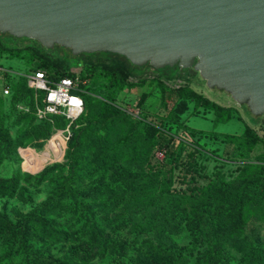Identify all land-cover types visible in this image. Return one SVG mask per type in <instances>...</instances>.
<instances>
[{
    "label": "rangeland",
    "instance_id": "1",
    "mask_svg": "<svg viewBox=\"0 0 264 264\" xmlns=\"http://www.w3.org/2000/svg\"><path fill=\"white\" fill-rule=\"evenodd\" d=\"M0 41L7 45L19 39L0 33ZM34 42L26 38L11 46L21 48ZM52 52L59 53L66 67H77L78 56H72L61 48ZM22 55L10 58L0 53V61L24 70L27 67ZM83 55L104 57L107 53ZM83 61L81 70L88 74L90 95L119 106V110L99 103L87 123L79 122L82 116L75 121L74 128L66 122L61 126L53 123L48 137H37L34 128L41 121L29 113L22 116L15 107L17 101L14 103L10 98L0 97V129L7 128L14 141L13 145H7V141L0 142V228L31 218L35 222L33 225L41 230L47 229L49 224V231L66 229L75 237L83 228L87 234L96 231L106 235V241L101 253L90 261L78 260L74 256L79 250L91 246L90 235L81 241L75 237L69 242L48 238L44 242L35 240L31 250L42 251L46 256L51 253L71 256L72 264H127L128 259H124L127 244L152 236L153 231L143 224V220L153 218L152 222H157L155 214L161 212L159 205L174 200L172 208L176 212L183 211L177 219L183 225L189 218H196V208L202 201L201 193L211 196L207 189L209 186H226L227 191L234 193L238 191L234 190L236 187L246 185L248 196L243 199L245 207L242 210L246 226L241 234L260 244L264 250V115L255 116L247 105L239 104L230 95L216 88L210 90L193 68L175 66L168 69L172 73L183 71L177 75L167 71L163 75L149 68L143 74H132L129 84L124 85L109 76L101 62L91 66L87 64L88 60ZM131 65L137 72L145 70ZM160 79L173 89L189 84L197 92L231 109L221 119L217 118L215 110L202 106L197 108L195 100L186 104L187 109L180 110L175 106V102H180L176 95L165 106ZM42 95L45 96L44 91L28 90L19 101L32 108L40 102ZM175 111L181 112L178 115ZM144 119L170 128L184 138V142L175 141L173 148L176 154L165 159L164 152L152 145L151 138L157 139V136L154 129L142 122ZM81 126L88 128L82 142L77 140V136H72L73 130ZM58 132L66 140L64 155L42 170H29L26 166L33 149L44 153L50 138ZM23 134L28 140L16 146ZM233 134L240 136L234 137ZM42 172L47 173V179H41ZM18 174L22 175L18 189L10 195L8 188ZM30 175L35 177L29 178ZM253 177L258 179L251 181ZM6 179H11V182ZM149 204H153L152 210ZM104 214L108 216L109 223L103 219ZM122 219L128 225L112 229ZM192 225L196 226V223L192 222ZM187 234L196 236L194 230L177 233L181 238L178 240L180 244L189 242ZM6 245L0 246V264H27V255L17 259V243ZM203 246L199 248L203 249ZM232 252L236 253L235 250ZM229 264L247 262L238 257Z\"/></svg>",
    "mask_w": 264,
    "mask_h": 264
},
{
    "label": "water",
    "instance_id": "2",
    "mask_svg": "<svg viewBox=\"0 0 264 264\" xmlns=\"http://www.w3.org/2000/svg\"><path fill=\"white\" fill-rule=\"evenodd\" d=\"M0 33L73 56L193 68L264 115V0H0Z\"/></svg>",
    "mask_w": 264,
    "mask_h": 264
},
{
    "label": "trees",
    "instance_id": "3",
    "mask_svg": "<svg viewBox=\"0 0 264 264\" xmlns=\"http://www.w3.org/2000/svg\"><path fill=\"white\" fill-rule=\"evenodd\" d=\"M24 39L26 38L19 39V41L7 45L0 41V53H5L10 58L21 56L22 54L27 56L29 61L22 55L27 68L21 70V68L3 61H0V64L13 68L21 73H27L30 70L44 69L47 71V75L51 80H58L65 76L75 77L78 75L80 78L85 79L88 82V74H85L81 70V67L84 65V59L88 60L87 64L91 66H95V62H101L108 75L116 82H120L124 85L129 84V77L132 74L140 75L149 70V68H153V70L166 75V71L170 68L167 67L164 70H158L153 66L148 65L147 67H144L145 70L137 72L126 57L119 54L109 53L104 57L102 55L85 56L81 54L77 59V67L75 69H70L63 64L58 52H52L54 49L47 50L34 39L33 40L36 42L29 43L21 48L11 46L17 45ZM56 48L60 47L57 46ZM31 62H34V64H30ZM167 72L168 74H175L170 71ZM8 82L11 85V93L9 95H4L0 90V97L10 98L14 103L17 101L15 107L22 113V116L29 113L37 120L41 121V123L34 128L37 137H48L50 127L53 123L60 126L63 125V123H68L69 127L74 128L75 121L81 116L82 119L79 120L80 123L88 121V119L94 115L96 109L101 103L119 110V106H113L108 103V101L101 100L96 96H91L88 92L89 87L86 83L82 85V89L80 90V94L84 99V110L73 122L62 114H48L45 118L40 119L37 115V109L38 107H42L44 105L43 95L40 98V102L36 103L32 108L19 100L21 95H25L28 90L35 92H40L41 90L31 88L28 85L27 78L23 74L8 76ZM159 83L164 88L161 98L165 106H168L169 99L176 95L177 98L180 99V102L179 104L175 102V106L180 110L187 109L186 104L191 100H195L197 108L202 106L204 109L215 110L217 118L221 119L225 117L226 114L228 115V111L231 109L222 106L213 98L197 92L189 84H184L173 89L168 86L165 80L160 79ZM180 112L181 111L177 113L175 111V114L179 115ZM142 122L148 126V128L154 129L157 139L155 137L151 138V141L153 142L152 145L158 150L164 152L165 159H168L171 155L176 154L174 152L175 149L173 148V145L176 140L184 142V138L177 135L170 128L161 127L151 120L148 121L147 119H144ZM2 129H0V131H2L0 132V142L6 143L7 141V145H13L14 141L8 129ZM87 129V126H81L74 129L72 135L73 138L77 136V140L79 139V141L82 142L84 132ZM25 135L26 134H23L21 136L16 146L21 145L28 140ZM233 135L234 137L240 136L238 134ZM22 150L27 151L28 148H22ZM24 175L29 174L25 173ZM40 176L42 180H45L48 177L46 172L40 173ZM21 177L22 175L18 174L12 179V184L8 188L10 195H14L16 193L19 186V179ZM33 177L35 176H29V178ZM257 179V177H253L251 178V181ZM6 181L11 182V179H6ZM207 189L211 196L209 197L207 194L201 193L200 198L202 201L196 208V218H189L183 225L177 222V219L183 211L176 212L172 208V206H174V200L158 206L161 212L158 213L159 215L155 214L158 219L157 222H152L153 218L144 219L143 224H147L149 230L153 231L152 236H149L147 239H141L139 242L135 241L127 244L126 254L124 257V259H128L127 264H229L233 258L238 257H240L243 262L246 260L247 264H264V250L260 244L255 243L249 237L241 234L244 230V226H246L242 210L245 207L243 199L248 196L247 186L244 185L243 188L236 187L234 190L238 191L234 193L227 191L226 186L214 185L213 188L212 186H209ZM152 205L153 204L148 205V207H151V210L153 209ZM1 215L2 214L0 213V217ZM103 219L108 223L110 222L108 216H105V214L103 215ZM118 221L120 222L116 223L112 229L118 230L123 226L128 225L127 221L123 219ZM192 222H195L196 226H193ZM33 224H35L34 220L31 218H24L18 224L8 223L1 227L0 246L3 243L5 245L8 243L11 245L17 243L18 250L15 252V254L18 255L17 259H23L27 255V264H72L71 256H58V254L53 255V253L46 256L42 251H32L31 247L33 246V241L37 240L39 242H44L47 238L51 241L64 240L69 242L71 241V238L75 237V234L70 235L66 229L60 231H49V224L47 225V229L41 230L40 227H36ZM100 224L103 225L101 220ZM110 224H112V221ZM32 230H35V232H32ZM186 230H194L196 236L187 234V236L190 237L189 242L180 244L178 240L181 238L177 235V233H181ZM173 231H176V235L170 234ZM89 235L91 236V246L89 248H83L74 254L75 258L78 260L90 261L95 259L96 256L101 253L100 250L102 249L103 243L106 241V235H103V233L91 231L90 234H87L83 228L78 234H76L75 239L81 241ZM31 238L32 240L29 242V239ZM198 245L200 247L204 245V248L200 249ZM104 246L107 247L108 245ZM232 250H235L238 255L232 252ZM118 264H121V262Z\"/></svg>",
    "mask_w": 264,
    "mask_h": 264
},
{
    "label": "built area",
    "instance_id": "4",
    "mask_svg": "<svg viewBox=\"0 0 264 264\" xmlns=\"http://www.w3.org/2000/svg\"><path fill=\"white\" fill-rule=\"evenodd\" d=\"M23 74L27 78L28 85L36 90L45 92L44 105L38 107L37 115L40 119L48 114H62L73 122L84 110V99L80 94L82 85L87 80L65 76L58 80H51L44 69L30 70L21 73L13 68L0 64V90L4 95L11 93V85L8 76Z\"/></svg>",
    "mask_w": 264,
    "mask_h": 264
},
{
    "label": "bare ground",
    "instance_id": "5",
    "mask_svg": "<svg viewBox=\"0 0 264 264\" xmlns=\"http://www.w3.org/2000/svg\"><path fill=\"white\" fill-rule=\"evenodd\" d=\"M66 145L62 133L58 132L50 138L44 153L40 154L33 149V154L26 167L31 171L42 170L48 163L54 162L64 155Z\"/></svg>",
    "mask_w": 264,
    "mask_h": 264
},
{
    "label": "flooded vegetation",
    "instance_id": "6",
    "mask_svg": "<svg viewBox=\"0 0 264 264\" xmlns=\"http://www.w3.org/2000/svg\"><path fill=\"white\" fill-rule=\"evenodd\" d=\"M167 71H171V70H167ZM181 73H183V71L181 72L177 71V73H175L174 75L181 74Z\"/></svg>",
    "mask_w": 264,
    "mask_h": 264
}]
</instances>
